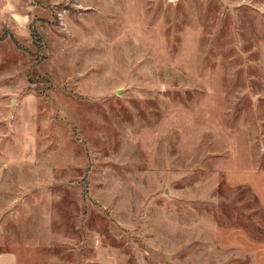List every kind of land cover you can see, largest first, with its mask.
I'll return each mask as SVG.
<instances>
[{"label":"rangeland","instance_id":"1","mask_svg":"<svg viewBox=\"0 0 264 264\" xmlns=\"http://www.w3.org/2000/svg\"><path fill=\"white\" fill-rule=\"evenodd\" d=\"M9 1L29 23L20 47L0 26V252L263 264L224 243H264L227 181L264 171V0Z\"/></svg>","mask_w":264,"mask_h":264},{"label":"crops","instance_id":"2","mask_svg":"<svg viewBox=\"0 0 264 264\" xmlns=\"http://www.w3.org/2000/svg\"><path fill=\"white\" fill-rule=\"evenodd\" d=\"M9 3L10 1L8 2V0H0V26H2V29L6 27L11 28L15 32L14 34H16L15 30L17 29V27H19L21 19H24L22 20L23 22L29 23V17H28L29 14H24L25 16L21 15L20 13L22 12L19 10V7H18L17 10L15 12L12 11L11 16H9V14L6 12V10L8 9L7 5L9 6ZM11 5H12V2H11ZM227 181L231 186H243L244 184L251 186L255 194L261 199L264 205V171H261L258 169L231 170L227 174ZM231 232H232V235H235L237 232H241L239 233L240 237L235 235L237 240L233 239L227 243H224L225 246H229V247L243 246V247H250V248L255 247V248H258L259 252L264 254V251H261L262 245H264V243L261 242L260 243L261 246H260L258 243L259 241H255L254 239H251L247 235H242L243 231H240V230L237 231L236 229H234ZM261 259H263L262 261L264 264V258H261ZM0 264H19L17 254L13 251L0 252Z\"/></svg>","mask_w":264,"mask_h":264},{"label":"trees","instance_id":"3","mask_svg":"<svg viewBox=\"0 0 264 264\" xmlns=\"http://www.w3.org/2000/svg\"><path fill=\"white\" fill-rule=\"evenodd\" d=\"M3 32L6 33V34L8 33L9 36L12 37L14 43H15L18 47L21 46L20 43H19V41L16 39V37H15V35H14V33H13L12 31H9V30H7V29L4 28V29H3ZM31 32H32V30H31ZM8 34H7V35H8ZM2 38L4 39V38H6V36L3 35Z\"/></svg>","mask_w":264,"mask_h":264}]
</instances>
